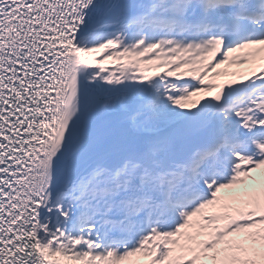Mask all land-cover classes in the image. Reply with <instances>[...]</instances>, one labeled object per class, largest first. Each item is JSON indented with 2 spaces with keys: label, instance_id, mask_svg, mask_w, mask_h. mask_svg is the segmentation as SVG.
I'll use <instances>...</instances> for the list:
<instances>
[{
  "label": "snow or ice",
  "instance_id": "obj_1",
  "mask_svg": "<svg viewBox=\"0 0 264 264\" xmlns=\"http://www.w3.org/2000/svg\"><path fill=\"white\" fill-rule=\"evenodd\" d=\"M0 264H264V0H0Z\"/></svg>",
  "mask_w": 264,
  "mask_h": 264
},
{
  "label": "bare ground",
  "instance_id": "obj_2",
  "mask_svg": "<svg viewBox=\"0 0 264 264\" xmlns=\"http://www.w3.org/2000/svg\"><path fill=\"white\" fill-rule=\"evenodd\" d=\"M109 67H111V65H109Z\"/></svg>",
  "mask_w": 264,
  "mask_h": 264
}]
</instances>
